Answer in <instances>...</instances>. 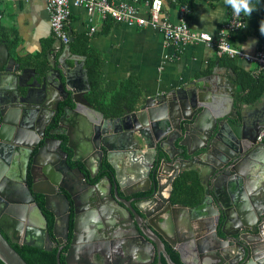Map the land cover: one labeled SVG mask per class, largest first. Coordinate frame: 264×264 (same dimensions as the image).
Here are the masks:
<instances>
[{"label":"water","instance_id":"95a60500","mask_svg":"<svg viewBox=\"0 0 264 264\" xmlns=\"http://www.w3.org/2000/svg\"><path fill=\"white\" fill-rule=\"evenodd\" d=\"M69 33L67 44L57 38L47 62L16 58L7 45L0 49V259L5 264H29L8 237L44 247L39 225L45 216L33 192L45 195L49 204V194L55 187L50 182V188L41 189L34 178L29 186L27 177L38 163H43L39 156L42 152L49 159L44 164H53V141L63 150L62 139L46 137L47 117H52L53 125L59 119L52 134L59 132L64 122H74L79 128L81 114L99 113L104 117L85 97L88 89L79 86L88 79L84 68L81 74L77 72L79 64L71 46L74 38ZM227 86L230 83L216 75L208 84L195 80L171 93L147 96L104 127L105 133L112 134L111 139L102 135L96 141V147L105 150L109 159L112 150H133L137 146L154 152L150 161L153 168L146 164L144 171L131 172L133 182L148 184L139 190L146 194L125 202L133 215L148 222L149 230L161 242L159 257L164 252L166 263L159 260V264H179L170 258L164 240L177 250L184 264H264V197L257 191L264 186V142L257 143L259 129L255 135L250 134L254 122H246L252 113H258V125L264 129V99L234 104L230 97L227 106L229 98L223 91ZM66 136L67 146L76 150L72 134ZM93 147L92 143L84 146L87 150ZM240 147H246L243 160L238 158ZM81 150L85 151L83 147ZM64 166L71 169L67 161ZM185 170L198 172L204 187L202 200L194 206L176 204L171 210L165 209L163 191L169 195L165 201L170 200L174 182ZM114 178V197L124 202L120 193L127 194L118 172ZM52 181L57 182L53 176ZM61 185L71 195L75 193L68 184ZM64 197L68 210L70 203ZM93 216L87 221H94ZM156 218L161 222L155 223ZM62 219L69 224L68 213ZM161 225H174L176 238L169 239ZM88 228L95 234L96 226ZM153 238L149 235L150 240ZM82 239L75 234L68 257L85 248ZM188 250L193 254L191 260Z\"/></svg>","mask_w":264,"mask_h":264},{"label":"flooded vegetation","instance_id":"af4514ba","mask_svg":"<svg viewBox=\"0 0 264 264\" xmlns=\"http://www.w3.org/2000/svg\"><path fill=\"white\" fill-rule=\"evenodd\" d=\"M72 50V55L75 56L79 64L77 72L81 74L84 71L83 68L85 69L84 73L87 75V83L82 82L80 85L78 82V84L84 89H88V91L85 92V97L89 100L90 80L86 57L73 48ZM227 88L230 89L231 86ZM224 92L228 97V91L225 89ZM63 96L64 94L61 93L60 97ZM230 99L231 98L227 101L230 102ZM236 100L237 102L239 101L237 97ZM94 108L102 111L95 106ZM127 110L131 109H126L122 115L113 117L107 116L102 111L104 113L103 118L99 113L88 112L86 116L81 114V122L78 125L79 128H76L74 122H64L61 128H59V132L55 134L50 133V131L59 124V119L56 118L55 125L51 123L52 117H47L46 119V137L49 136L62 139L61 146L63 150L58 149L55 144L56 142L53 141V144L57 147H55V157L52 159L53 164H44L49 159H47V153L42 152L39 156L40 161L43 163H38L34 167L32 174L31 172L28 173L27 180L29 186H32L33 180L35 179V182L38 183V187L41 189L47 190L50 188V182L55 187L54 192L49 194V204H47L45 195L33 192V197L41 207L45 216V221L39 225L42 230V244L44 247L39 248L55 252V264H106L108 261L112 264H159V260L166 263L164 252H161L159 257L158 247L161 248L162 245L154 233L149 230L148 222L138 215H133L128 209L129 201L133 198L145 195V192L139 190L148 186L146 182H133L131 172L144 171L146 164L149 165V168H153V164L150 163V161L154 159V152H152V150L147 152L146 148L137 146L133 150H112L109 159L105 150L96 147V141L99 139V136L104 135L108 139L112 138V134L105 133L104 127H109L110 123L125 115ZM262 112H264V110ZM259 117L261 116L258 113H252V115L246 119V122H254L253 127L249 130L251 135H255V132L257 133L259 130L260 132L262 131L260 128L261 126L258 125V121H260V119H258ZM68 132L72 134L77 144L76 146H78L74 151L67 146L68 137L66 133ZM261 142H264V139L259 140L258 135L257 143ZM80 143H83L82 147L85 151L81 150L82 147ZM90 143L93 144V149H85L84 146H88ZM245 148L246 147H240L241 153H238V158H241V160H243L246 155L244 152ZM146 154H148V156ZM149 156H151V158ZM65 161H67L71 169L64 166ZM115 165L117 167H115ZM77 169H80L85 176L83 177ZM116 172H118L119 181L127 194L120 193V195L124 197V202L118 201L114 197V185H112V181H115L114 176ZM170 174H172V171ZM170 174L166 176V180ZM52 176L57 182L53 183ZM62 183L68 184L75 193L71 195L61 185ZM173 190L174 188L172 189L170 200L167 201L165 200L168 199V192L163 191L162 200L166 203L165 209L168 208L171 210L173 205L180 204L174 201ZM259 190L261 191L259 197H264V186H261L257 191ZM64 195L67 196L70 203L68 210ZM250 201L252 202V198H250ZM257 204L261 207V203L257 202ZM67 213L69 214L68 225L65 223V220L62 219ZM91 214L94 215L91 219L95 220L87 221L90 219L89 216ZM160 216L161 215H159L158 219L161 220ZM158 219L156 218V220H154L157 224L161 222ZM89 226H96L95 234L89 233ZM173 226H160L169 239L176 238V233H172V229L175 232V226ZM75 234L83 238L82 240L86 242V246L71 258L70 256L68 257V253ZM5 235L8 237L7 234ZM149 235L155 237V239L153 238V241L150 240ZM87 238H91L92 240L85 241ZM8 239L11 243H17L20 246L28 245L23 242L12 241L9 237ZM164 241L166 251L170 258L176 263L184 264L177 250H175L169 242L166 240ZM90 242L91 244H89ZM151 244L154 248H150ZM188 255L189 259H192L193 254L190 250H188Z\"/></svg>","mask_w":264,"mask_h":264},{"label":"crops","instance_id":"0c3cea01","mask_svg":"<svg viewBox=\"0 0 264 264\" xmlns=\"http://www.w3.org/2000/svg\"><path fill=\"white\" fill-rule=\"evenodd\" d=\"M230 8L226 0L216 6H211L207 0H195L190 17L191 26L195 30L216 35L221 23L229 16ZM0 12V49L7 45L16 58L47 62L50 48L57 38L51 30L46 0H0ZM202 14H207L209 19L201 21ZM246 17L247 27L242 31L248 33V37L239 45L252 53L259 47L253 34L258 19L253 11ZM92 25L96 27L94 32H90ZM104 27L105 22L98 15L89 14L83 7L72 8L68 28L74 41L81 35H89V44L102 54L108 95L115 92L119 81L129 75L141 82L144 95L139 101L147 96L171 93L195 80L208 84L218 75L230 83L231 88L227 86L225 89L228 98L233 96V103L236 104V97L239 98L240 93L237 75L232 67L220 59L221 55L214 48L205 44L168 47L162 33L150 27H134L120 22L108 32H104ZM238 64L252 73L259 70L257 62L238 58ZM225 104L230 106L231 102L226 101Z\"/></svg>","mask_w":264,"mask_h":264},{"label":"built area","instance_id":"2783aa9c","mask_svg":"<svg viewBox=\"0 0 264 264\" xmlns=\"http://www.w3.org/2000/svg\"><path fill=\"white\" fill-rule=\"evenodd\" d=\"M46 3L53 35L64 44L70 42L68 25L72 8L83 7L89 14L98 15L102 21L113 17L116 21L129 26L157 29L162 33L164 43L168 47L205 44L214 48L219 55L257 62L258 71L264 72V47L259 46L255 52L250 53L236 45L232 39L234 32L242 31L247 27V17L244 12L236 15L232 9L229 16L221 23L217 34L213 35L193 29L190 23L192 7L178 0H46ZM1 18L0 12V21ZM95 30L96 27L92 25L90 32ZM209 36L211 39L208 38ZM263 139L264 129L259 134V140Z\"/></svg>","mask_w":264,"mask_h":264},{"label":"trees","instance_id":"16d2710c","mask_svg":"<svg viewBox=\"0 0 264 264\" xmlns=\"http://www.w3.org/2000/svg\"><path fill=\"white\" fill-rule=\"evenodd\" d=\"M180 3H187L191 7L195 0H178ZM211 6L223 0H207ZM254 7L253 12L258 19V26L254 28L253 34L257 38L260 47H264V32L261 31V24L264 23V0H250ZM171 4H173L171 2ZM233 8H230V11ZM104 32L118 21L109 17L105 21ZM248 37V33L243 31L234 32L232 39L238 46ZM72 48L86 57L89 74L90 91L89 101L97 108L102 110L107 116L122 115L126 109H134L136 103L143 98V89L140 80L129 75L119 81L118 89L112 94L106 93L105 79L103 70L102 54L89 44V35H81L76 41L71 43ZM221 60L232 67L237 75V82L240 86L238 100L245 102H260L264 99V72L252 73L238 64L237 57L228 55L219 56ZM173 199L175 202L194 206L198 204L204 195V187L201 184L198 173L195 170L182 172L174 182ZM14 248L27 260L29 264H55L56 253L43 248L12 243ZM0 264H5L0 259Z\"/></svg>","mask_w":264,"mask_h":264},{"label":"clouds","instance_id":"9594fccd","mask_svg":"<svg viewBox=\"0 0 264 264\" xmlns=\"http://www.w3.org/2000/svg\"><path fill=\"white\" fill-rule=\"evenodd\" d=\"M226 3L231 5L234 10V14L239 15L241 12H244L246 15L250 16L254 7L251 5L250 0H226ZM201 21L205 22L209 19L207 14H202L200 17ZM261 31L264 32V23L261 24ZM211 39V36L208 37ZM250 45H245L249 47Z\"/></svg>","mask_w":264,"mask_h":264}]
</instances>
